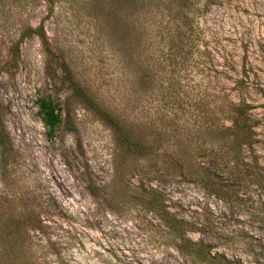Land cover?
Returning a JSON list of instances; mask_svg holds the SVG:
<instances>
[{
  "label": "rangeland",
  "instance_id": "374dc122",
  "mask_svg": "<svg viewBox=\"0 0 264 264\" xmlns=\"http://www.w3.org/2000/svg\"><path fill=\"white\" fill-rule=\"evenodd\" d=\"M39 27L43 38L22 37ZM65 68L152 148L148 159L114 162L113 131ZM42 96L62 114L51 141ZM263 97L264 0H0L15 154L11 177L0 171V197L15 202L0 208L28 212L11 217L24 231L0 245V264H206L180 254L145 193L186 222V240L222 255L217 264H264ZM233 103L249 105L252 125L238 162L211 151Z\"/></svg>",
  "mask_w": 264,
  "mask_h": 264
},
{
  "label": "trees",
  "instance_id": "16d2710c",
  "mask_svg": "<svg viewBox=\"0 0 264 264\" xmlns=\"http://www.w3.org/2000/svg\"><path fill=\"white\" fill-rule=\"evenodd\" d=\"M35 34L41 38L44 37V32L42 27L38 29H27L26 35ZM19 53V44L17 43L12 51V57L7 61L2 68L5 66H14L15 60H17ZM64 72L66 74V79L69 80L70 84L74 89L89 102L91 107L96 110V112L105 119L108 126L113 131L115 136V156L114 162L121 161L120 167H123V160L126 157H135V159L142 158L143 160L148 159L149 155L152 154V148L144 142V140L137 139L131 129L128 127L126 121L113 111H107L101 104H99L92 96L88 95L84 89H81L72 76L70 75L69 69L65 68ZM264 98V97H263ZM37 114L46 129V137L48 140H53L56 131L60 127L62 121L61 110L58 105L50 97H38L36 100ZM248 104H232L231 113L233 115L231 125L227 128L219 127L215 129L218 139L222 141L216 148L211 149L212 154L217 158L225 156L231 159V162H238L241 158V152L243 147L250 146L252 140V125L250 118L248 117ZM4 106L0 100V171L2 176L11 177L14 172V159L15 154L13 153L12 144L9 138V134L4 122ZM118 166H115V170ZM6 173V174H5ZM6 177V178H10ZM146 196V206L149 211L153 213L158 220H160L164 226L171 232L177 241L175 248L180 252V254H188L190 256H197L202 259V263L206 264H217L223 262L225 259L222 255L217 253L210 254L199 244L191 243L186 240V233L188 232L186 222L179 221L173 215H171L162 205V201L158 196L154 195L151 197L150 193H145ZM15 202V198L10 197H0V206H10L12 202ZM19 200L16 203H21ZM13 205V204H12ZM6 208H0V222L2 226V232L5 236L0 239V245L8 244L12 241L20 239V232L18 227L19 217L12 219L11 217L15 215L23 216L26 211H18L13 207L11 212V217H6ZM28 213V212H27ZM26 213V215H28ZM25 215V216H26ZM17 219V220H16ZM15 220V221H14ZM10 226V227H9ZM1 232V233H2Z\"/></svg>",
  "mask_w": 264,
  "mask_h": 264
}]
</instances>
